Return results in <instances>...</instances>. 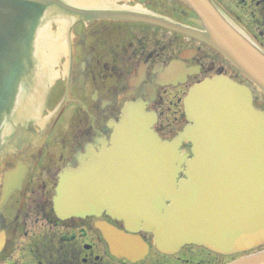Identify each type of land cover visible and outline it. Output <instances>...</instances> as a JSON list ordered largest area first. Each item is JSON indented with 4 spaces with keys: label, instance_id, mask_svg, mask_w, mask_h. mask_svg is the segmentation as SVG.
Here are the masks:
<instances>
[{
    "label": "flooded vegetation",
    "instance_id": "1",
    "mask_svg": "<svg viewBox=\"0 0 264 264\" xmlns=\"http://www.w3.org/2000/svg\"><path fill=\"white\" fill-rule=\"evenodd\" d=\"M60 1L67 8L53 7L45 23L54 33L64 25L66 49L55 59L37 110H15L1 130V178L12 170L22 178L0 213L5 234L0 264L17 251L33 264H140L147 257L134 263L117 258L105 242L109 228L125 230L126 222L113 209V192L107 186L97 189L100 165H110L109 152L127 117L140 119L161 142H174L188 124L183 101L190 87L220 69L227 75L224 67H216V52L206 44L157 25L113 17L140 12L202 29L185 19L182 0ZM213 1L264 50V0ZM174 98H180L183 112L172 116ZM174 147L180 157H192L190 142ZM177 176L183 178L184 171ZM73 183L90 189L72 190ZM58 197L66 199L57 202ZM138 233L154 236L142 228ZM20 237L28 244L16 249ZM44 239L47 246L34 243ZM193 248L215 254L195 244L176 254L153 248V264L169 263ZM185 260L189 264L191 259Z\"/></svg>",
    "mask_w": 264,
    "mask_h": 264
},
{
    "label": "water",
    "instance_id": "2",
    "mask_svg": "<svg viewBox=\"0 0 264 264\" xmlns=\"http://www.w3.org/2000/svg\"><path fill=\"white\" fill-rule=\"evenodd\" d=\"M183 1L198 16L203 30L148 15L118 13L113 17L156 24L204 42L264 94V51L233 26L213 0ZM56 5L67 8L60 0H0V142L1 128L17 99L20 108L37 109L41 88L52 76L55 59L66 49L63 24L60 25L63 31L58 35L47 27H42L37 34L43 17ZM35 43L38 80L33 90L19 94L34 76ZM200 95L204 97L203 104L194 112L193 103ZM184 103L192 124L178 139L186 138L193 143L194 155L200 153V165L193 172L189 162L186 179L177 183L173 174L170 188L159 193L155 215L147 221L148 228L155 233V247L170 253L184 244H203L218 253L231 255L263 245L264 112L254 108L249 88L224 76L205 79L191 87ZM148 135L156 140L150 132ZM179 170L177 167L175 171ZM20 175L19 171L5 174L0 213L10 192L18 188ZM178 184L180 191L176 192ZM163 197L171 202L169 206ZM204 214L214 218L226 215L229 221L236 217L229 226L234 232L213 238L167 228L174 217L192 220ZM129 231L112 229L106 240L116 256L136 261L145 256L148 246L134 234L135 229ZM3 243L4 234L0 233V250ZM227 264H264V249Z\"/></svg>",
    "mask_w": 264,
    "mask_h": 264
},
{
    "label": "rangeland",
    "instance_id": "3",
    "mask_svg": "<svg viewBox=\"0 0 264 264\" xmlns=\"http://www.w3.org/2000/svg\"><path fill=\"white\" fill-rule=\"evenodd\" d=\"M183 6V10L186 12L185 19L191 25H194V27H201V23L195 13L185 4ZM236 22L241 26L238 20ZM214 57L216 67H224L227 76L236 78L240 82L249 85L252 88L255 103L264 108V97L262 94L246 82L235 67L226 59L222 58L218 53H215ZM203 100L204 97L202 95L196 98L193 103L194 112H197L199 107L202 106ZM172 105L176 106H171L169 115L173 116L175 111L178 115L183 112L180 98H174ZM109 155L111 159L110 165L108 167L106 164L100 165L97 172L99 179L97 189L104 191L105 186H107L113 192L115 195L114 202L113 204L111 203L113 209L125 217V222L130 228H136L140 222L142 226H147L144 220L146 217H153L155 215V207L159 204V193L170 188V179L175 173L180 155L176 152L173 145L161 144L148 135L147 132H142L137 118L128 120V117L123 127L120 128L116 147L113 151L109 152ZM199 162L200 153H195L189 164L190 170L195 172L196 167L200 165ZM86 184L73 183L71 189H90ZM101 205H105L104 200ZM235 218H230L229 221L226 215L223 218H214L208 214H204L201 218H193L192 220H186L184 217L181 219L174 217L167 225V228L170 231L182 230L184 232L207 234L213 238H223L234 232L229 226ZM142 235L147 243L150 244L151 251L146 260L140 264H153L157 260V256L152 251L153 240L150 234L142 233ZM20 243L22 245L28 244V241L20 237L15 240L14 244L16 246L19 244L20 247ZM34 243L39 244L40 248H42L43 246H47L49 240H37ZM19 247L17 246L16 249ZM103 248L105 247L103 246ZM263 248L264 246L261 247V249ZM239 255L241 254L229 256L217 253L207 254L204 251L193 248L190 252L185 251L179 254V257H175L176 259H170L169 263L166 261L168 264H187L183 263V261L191 259L189 264H224ZM6 264L33 263L26 254L17 251L12 255L11 261H8Z\"/></svg>",
    "mask_w": 264,
    "mask_h": 264
},
{
    "label": "bare ground",
    "instance_id": "4",
    "mask_svg": "<svg viewBox=\"0 0 264 264\" xmlns=\"http://www.w3.org/2000/svg\"><path fill=\"white\" fill-rule=\"evenodd\" d=\"M81 3L88 4L89 2H92L94 0H78Z\"/></svg>",
    "mask_w": 264,
    "mask_h": 264
}]
</instances>
